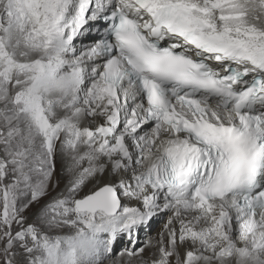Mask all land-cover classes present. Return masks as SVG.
Here are the masks:
<instances>
[{"label": "snow or ice", "instance_id": "6c2138e0", "mask_svg": "<svg viewBox=\"0 0 264 264\" xmlns=\"http://www.w3.org/2000/svg\"><path fill=\"white\" fill-rule=\"evenodd\" d=\"M0 264H264V0H0Z\"/></svg>", "mask_w": 264, "mask_h": 264}, {"label": "bare ground", "instance_id": "6f19581e", "mask_svg": "<svg viewBox=\"0 0 264 264\" xmlns=\"http://www.w3.org/2000/svg\"><path fill=\"white\" fill-rule=\"evenodd\" d=\"M62 186H63V185H61V187H62ZM166 219H167V217L165 218V221H166ZM165 221H163V220L160 221L161 223H160V224L157 226V228L155 229L156 232H153V228H152V232H151V234H152V235H155L156 233H158V232L162 229L163 224H164ZM155 224H156V223H155ZM155 224H154V225H155ZM154 225H153V227H154ZM141 236H143V233H141ZM145 255H147V253H146Z\"/></svg>", "mask_w": 264, "mask_h": 264}, {"label": "rangeland", "instance_id": "374dc122", "mask_svg": "<svg viewBox=\"0 0 264 264\" xmlns=\"http://www.w3.org/2000/svg\"><path fill=\"white\" fill-rule=\"evenodd\" d=\"M165 218H166V217H164V218L161 219V220L165 221ZM161 220H159V221L156 222V224H155L154 227H153V232H156L155 229H156L157 226L161 223V222H160Z\"/></svg>", "mask_w": 264, "mask_h": 264}]
</instances>
